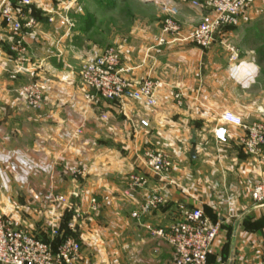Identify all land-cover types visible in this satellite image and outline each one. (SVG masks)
<instances>
[{"label": "crops", "instance_id": "obj_1", "mask_svg": "<svg viewBox=\"0 0 264 264\" xmlns=\"http://www.w3.org/2000/svg\"><path fill=\"white\" fill-rule=\"evenodd\" d=\"M192 1L171 0L181 31L164 44L163 13L153 2L32 3L22 7L37 20L24 31L23 55L13 50L11 27L0 12V214L55 250L65 237L79 241L74 264H173L174 248L146 225L168 227L186 208H201L220 224L211 260L264 264V205L251 196L264 176V148L250 154L242 143L246 129L222 119L230 110L247 125L264 124V0L244 8L238 25L219 29L205 49L190 36L210 10ZM125 8L134 11L129 19ZM109 47L119 49L130 82L162 83L155 106L127 97L86 99L80 69ZM231 47L239 51L235 62ZM29 81L43 88L40 109L14 91ZM222 126L226 141L216 138ZM150 148L171 159L165 176L147 166ZM73 166L85 175H73ZM132 173L146 177L142 188H129ZM57 195L66 202L57 203ZM151 195L164 202L133 217ZM94 197L97 211L90 209Z\"/></svg>", "mask_w": 264, "mask_h": 264}, {"label": "built area", "instance_id": "obj_2", "mask_svg": "<svg viewBox=\"0 0 264 264\" xmlns=\"http://www.w3.org/2000/svg\"><path fill=\"white\" fill-rule=\"evenodd\" d=\"M19 7L9 0H1L0 12L5 21L10 25L13 36V50L19 55L26 51L24 31L33 29L37 25L36 17L26 15L22 7L32 3L44 4L49 0H17ZM168 12L164 20L160 44L167 43V36L176 37L181 31V23L175 18L176 6L171 0H160ZM256 0H216L208 3V8L214 11L207 15L196 25L190 39L199 47L205 49L214 41L215 33L226 26H235L239 23V17L244 7ZM197 6V3L194 2ZM230 60L235 62L239 58V51L231 47ZM126 69L122 66L120 51L117 47H109L94 59L83 64L80 70V79L85 89V97L92 103L101 100H113L131 98L144 102L149 106L157 104V92L162 83L153 79H146L138 84L130 82L124 75ZM16 79L17 74L10 75ZM42 86L39 82L29 81L18 85L14 91L18 98L24 100L31 108L40 109L43 104ZM222 119L226 122L243 127L247 135L242 143L246 150L255 156H259L264 148V124L254 123L247 125L241 116L226 110L222 113ZM143 126H148L146 120H142ZM216 138L226 141L227 129L219 127L216 130ZM144 159L149 169L157 175L165 176L172 168L171 159L162 151L150 148L144 152ZM73 175H85L83 167H69ZM130 189L143 187L146 177L132 173L128 177ZM251 196L255 205H264V176L254 185ZM57 203H65L66 197L57 195ZM164 202L161 195H151L141 208L133 212V217L139 218L141 214L149 213ZM99 202L94 197L90 202V209L97 211ZM76 223H69L70 229H75ZM147 230L154 237L166 241L176 252L173 264H226L221 256L210 259V253L214 241L220 230V224L213 222L205 215L201 208H186L182 211V219L168 227H154L146 225ZM55 237L59 234L57 228L51 230ZM81 244L73 237H65L59 247L53 249L47 242L26 230L14 218L0 214V264H74L81 253Z\"/></svg>", "mask_w": 264, "mask_h": 264}, {"label": "rangeland", "instance_id": "obj_3", "mask_svg": "<svg viewBox=\"0 0 264 264\" xmlns=\"http://www.w3.org/2000/svg\"><path fill=\"white\" fill-rule=\"evenodd\" d=\"M126 1H129V2H131V3H134V1H138V0H126ZM216 0H204L203 2H199L198 0H193L192 1V3H194V2H196L197 3V7H199V6H205V7H207L208 8V3H214ZM261 1H263V0H256L254 3H252V4H249V5H247L246 7H249V6H252V5H254V4H256L257 2H261ZM153 3H155L156 5H160V11L163 13V22H164V20L167 18V16H168V12L165 10V8H164V5L161 3V1L160 0H155V1H153ZM127 5H130V4H127ZM196 6V5H195ZM152 7H154V6H152ZM246 7H244V8H246ZM128 8H130L129 6H128ZM243 8V9H244ZM151 9H154V8H151ZM243 9H242V11H243ZM209 10H210V12L207 14V15H211L214 11L211 9V7H209ZM154 11V10H153ZM241 11V12H242ZM134 11H132L131 9L129 10V12L127 13L126 12V8H125V10L124 11H122V13L125 15V17H127V18H125V19H129V17H132L131 15H132V13H133ZM151 13H153L152 12V10H151ZM207 15H204L203 17H205V16H207ZM240 16H241V14H240ZM202 17V18H203ZM175 18L177 19V17H176V15H175ZM202 18H201V20H202ZM239 19H240V17H239ZM178 20V19H177ZM200 20V21H201ZM199 21V22H200ZM198 22V23H199ZM83 66V65H82ZM82 68V67H81ZM81 70V69H80ZM43 89V88H42ZM42 95H43V98H44V94H43V90H42Z\"/></svg>", "mask_w": 264, "mask_h": 264}, {"label": "water", "instance_id": "obj_4", "mask_svg": "<svg viewBox=\"0 0 264 264\" xmlns=\"http://www.w3.org/2000/svg\"><path fill=\"white\" fill-rule=\"evenodd\" d=\"M144 2H153L154 0H143ZM192 142H195V138L192 139ZM194 149L192 150V155L194 156Z\"/></svg>", "mask_w": 264, "mask_h": 264}]
</instances>
